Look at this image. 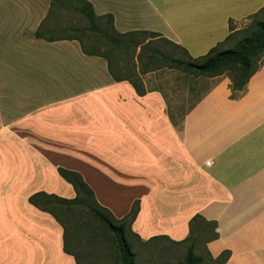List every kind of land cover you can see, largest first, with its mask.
<instances>
[{
  "label": "crops",
  "instance_id": "0c3cea01",
  "mask_svg": "<svg viewBox=\"0 0 264 264\" xmlns=\"http://www.w3.org/2000/svg\"><path fill=\"white\" fill-rule=\"evenodd\" d=\"M87 1L97 15L111 14L118 32L158 33L193 60L231 44L264 6ZM6 24L4 35L13 36L12 22ZM31 39L24 48L42 50L41 61L19 68L11 59L0 71V264H75L61 225L28 202L39 192L75 197L59 167L79 173L117 220L139 201L130 228L140 240L184 241L200 215L217 226V239L205 245L211 258L229 252L225 264H264V61L240 97L231 98L224 76L175 125L156 74L144 76L153 90L138 96L76 41ZM51 60L61 66H47Z\"/></svg>",
  "mask_w": 264,
  "mask_h": 264
},
{
  "label": "trees",
  "instance_id": "16d2710c",
  "mask_svg": "<svg viewBox=\"0 0 264 264\" xmlns=\"http://www.w3.org/2000/svg\"><path fill=\"white\" fill-rule=\"evenodd\" d=\"M64 14L73 15L78 22L65 24L51 22L56 19L60 20ZM243 33H249V36L230 39V42H233V48L216 49L202 61L196 62L185 48L172 43L158 33L118 32L114 27L113 16L111 14L97 15L92 4L87 0H51L47 14L34 32L33 38L49 43L76 41L84 55L105 60L107 72L114 82H128L138 96H144L148 91L153 90L148 88L144 82V76L148 74L168 73L166 75L168 78L171 73H178L182 77L209 78L216 77L224 71L228 73L227 77L231 81V98L236 99L244 93L249 79L262 64V62L259 64L255 62L264 53V19L254 18L237 35ZM165 47H170L172 52L167 51ZM160 75L157 77L161 79ZM156 90L167 99L162 83ZM169 118L177 125L170 113ZM57 173L73 188L75 197L65 199L39 192L31 195L28 202L40 211L52 215L61 225L64 232V251L73 255L68 250L67 228L55 210L67 215L72 206L80 207L114 236L120 264H134L135 255L131 251L124 231L126 228L130 230L139 212V201L133 203L130 212L125 217L117 220L111 212L98 204L93 191L79 173L60 167L57 168ZM216 229L215 222H208L200 215H195L190 220L189 237L181 242L171 241L176 244L190 243L184 264L201 263V258L194 255V247L202 237L206 239L204 246L217 239ZM159 239L167 238L153 237L144 243ZM207 255L213 264H225L229 258V252H223L216 259L211 258L208 253Z\"/></svg>",
  "mask_w": 264,
  "mask_h": 264
},
{
  "label": "rangeland",
  "instance_id": "374dc122",
  "mask_svg": "<svg viewBox=\"0 0 264 264\" xmlns=\"http://www.w3.org/2000/svg\"><path fill=\"white\" fill-rule=\"evenodd\" d=\"M50 1L51 0H0V71L10 67L11 59L12 61H16L13 65L20 68L27 67L26 64L33 66L36 61H41V58L44 57L41 56L42 50L39 48L30 46L31 50H26L24 46H26V43L31 42L34 31L38 28L40 21L47 14ZM173 1H175L174 4H186L190 2V0ZM254 18L264 19V6L255 17L249 19L242 29H245ZM7 21L12 22V32L16 30L13 36L4 35V32L7 31L4 27L7 25ZM51 22L65 24L69 22L77 23L78 20L73 17V15L64 14L60 20L56 19ZM7 26L9 27V25ZM237 34L232 38H244L249 36V33H243L239 36ZM231 48H233V42H231V44L222 45L218 49L228 50ZM165 49L172 52L170 47H165ZM26 58H28V60ZM195 61L200 62L202 60L199 59ZM263 61L264 53L259 56L255 64H259ZM57 64L60 65L57 60H51L50 63H47V66L56 67L55 65ZM160 74H156V76ZM167 74L168 73L160 75L162 79V89L167 97L168 112L175 119H179L199 99L209 92L220 79L228 75L227 72L222 71L217 76L218 78H191L182 77L178 73H171V75L166 78ZM157 78L158 77H156L155 84L159 85L160 82ZM146 80L152 83L151 85L155 86L153 76L148 77ZM64 188L65 186L60 184L56 190L62 192ZM55 212L65 223L67 228L68 250L71 251L74 256L68 255L73 257L75 264H120L119 252L114 236L102 224L89 215L85 209L72 206L70 213L67 215L56 210ZM124 233L129 242L131 251L135 255L134 264H184L185 262L186 252L190 247L189 242L176 244L167 239H159L144 243L145 241L138 239L139 237L136 238L133 236L131 228L130 230L126 228ZM205 240L206 239L202 237L195 245L194 255L195 257L201 258L200 264H213L205 251Z\"/></svg>",
  "mask_w": 264,
  "mask_h": 264
},
{
  "label": "built area",
  "instance_id": "2783aa9c",
  "mask_svg": "<svg viewBox=\"0 0 264 264\" xmlns=\"http://www.w3.org/2000/svg\"><path fill=\"white\" fill-rule=\"evenodd\" d=\"M206 165L209 166L210 165V162H207Z\"/></svg>",
  "mask_w": 264,
  "mask_h": 264
}]
</instances>
